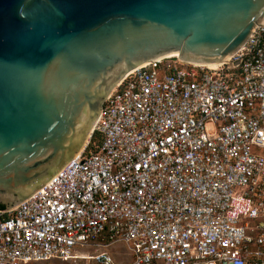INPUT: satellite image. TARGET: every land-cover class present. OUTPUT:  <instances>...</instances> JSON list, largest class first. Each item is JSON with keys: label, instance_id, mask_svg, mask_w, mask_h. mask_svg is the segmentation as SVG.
<instances>
[{"label": "built area", "instance_id": "1", "mask_svg": "<svg viewBox=\"0 0 264 264\" xmlns=\"http://www.w3.org/2000/svg\"><path fill=\"white\" fill-rule=\"evenodd\" d=\"M264 264V22L216 67L176 57L133 72L84 150L0 211V264Z\"/></svg>", "mask_w": 264, "mask_h": 264}, {"label": "water", "instance_id": "2", "mask_svg": "<svg viewBox=\"0 0 264 264\" xmlns=\"http://www.w3.org/2000/svg\"><path fill=\"white\" fill-rule=\"evenodd\" d=\"M263 22L264 0H0V211L84 150L131 72L223 64Z\"/></svg>", "mask_w": 264, "mask_h": 264}, {"label": "rangeland", "instance_id": "3", "mask_svg": "<svg viewBox=\"0 0 264 264\" xmlns=\"http://www.w3.org/2000/svg\"><path fill=\"white\" fill-rule=\"evenodd\" d=\"M111 254L115 258L116 264H129L132 262V256L125 245L116 244L111 248ZM79 258L71 260L69 262H63L58 259H53L46 262H37L30 264H98L95 260L96 251L94 249H88L81 251L78 254ZM82 257H89L90 259H82Z\"/></svg>", "mask_w": 264, "mask_h": 264}, {"label": "bare ground", "instance_id": "4", "mask_svg": "<svg viewBox=\"0 0 264 264\" xmlns=\"http://www.w3.org/2000/svg\"><path fill=\"white\" fill-rule=\"evenodd\" d=\"M209 67H216L217 65L216 64H209L208 65ZM82 259H90L89 257H82Z\"/></svg>", "mask_w": 264, "mask_h": 264}, {"label": "trees", "instance_id": "5", "mask_svg": "<svg viewBox=\"0 0 264 264\" xmlns=\"http://www.w3.org/2000/svg\"><path fill=\"white\" fill-rule=\"evenodd\" d=\"M0 208H4V206H0Z\"/></svg>", "mask_w": 264, "mask_h": 264}]
</instances>
